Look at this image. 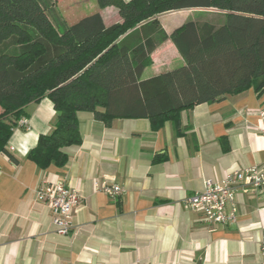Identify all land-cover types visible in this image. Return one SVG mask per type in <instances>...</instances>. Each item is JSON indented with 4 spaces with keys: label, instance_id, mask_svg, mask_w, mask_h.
<instances>
[{
    "label": "crops",
    "instance_id": "obj_1",
    "mask_svg": "<svg viewBox=\"0 0 264 264\" xmlns=\"http://www.w3.org/2000/svg\"><path fill=\"white\" fill-rule=\"evenodd\" d=\"M95 12L105 25L121 21L119 15L108 18L95 0L84 14L63 18L72 25ZM206 13L212 11L182 9L157 21L170 36ZM183 64L168 38L151 54L142 79ZM262 110L264 92L258 97L251 86L181 111L180 131L168 120L153 132L146 118H115L107 127L81 112V143L64 149L63 168L42 170L27 154L40 135L50 133L56 112L48 98L29 104L28 129H14L7 143L19 163L0 153V264H262L264 188L235 191L229 225L209 223L185 204L203 191L206 179L264 169ZM96 181L122 187V195L108 196ZM44 182H62L80 195L66 236L56 234L50 210L35 198Z\"/></svg>",
    "mask_w": 264,
    "mask_h": 264
},
{
    "label": "trees",
    "instance_id": "obj_2",
    "mask_svg": "<svg viewBox=\"0 0 264 264\" xmlns=\"http://www.w3.org/2000/svg\"><path fill=\"white\" fill-rule=\"evenodd\" d=\"M114 6L121 21L99 12L68 25L54 0H0V153L26 107L48 98L56 112L27 158L44 170L63 168L64 149L81 143L78 114L109 127L115 118H146L153 132L165 121L180 131L179 114L253 87L264 92V0H95ZM182 9L211 10L168 36L157 21ZM172 40L184 64L147 79L156 48Z\"/></svg>",
    "mask_w": 264,
    "mask_h": 264
},
{
    "label": "built area",
    "instance_id": "obj_3",
    "mask_svg": "<svg viewBox=\"0 0 264 264\" xmlns=\"http://www.w3.org/2000/svg\"><path fill=\"white\" fill-rule=\"evenodd\" d=\"M264 117V110L260 112ZM19 125L28 129L26 119H21ZM264 135V127L261 129ZM12 148H9L11 151ZM96 189L103 191L112 198L122 195V187L105 182H94ZM264 188V169L256 167L233 170L222 179H206L201 192L188 196L186 206L212 224L229 225L235 221L236 208L233 204L234 193L256 192ZM37 201L47 206L51 213L54 231L58 235L66 236L72 231V215L80 205L78 191L62 182L42 183L35 192ZM264 254V241L260 243ZM264 264V261L262 262Z\"/></svg>",
    "mask_w": 264,
    "mask_h": 264
},
{
    "label": "rangeland",
    "instance_id": "obj_4",
    "mask_svg": "<svg viewBox=\"0 0 264 264\" xmlns=\"http://www.w3.org/2000/svg\"><path fill=\"white\" fill-rule=\"evenodd\" d=\"M55 6L57 7L58 11L62 16H65L67 18L70 17H76L80 16L85 13V5L90 6L91 0H54ZM97 5V4H96ZM84 7V8H83ZM98 7V5H97ZM98 9H104L106 16L108 18H112V16L119 15L118 10L114 6H108V7H103ZM186 13L181 12L179 16H185ZM172 17L171 14L164 16L162 19L170 18ZM177 17V16H176ZM112 20V19H110Z\"/></svg>",
    "mask_w": 264,
    "mask_h": 264
}]
</instances>
